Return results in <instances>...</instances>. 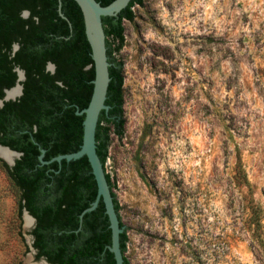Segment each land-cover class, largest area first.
I'll list each match as a JSON object with an SVG mask.
<instances>
[{"label":"rangeland","instance_id":"rangeland-1","mask_svg":"<svg viewBox=\"0 0 264 264\" xmlns=\"http://www.w3.org/2000/svg\"><path fill=\"white\" fill-rule=\"evenodd\" d=\"M133 12L116 53L125 126L106 163L129 263L264 264V0ZM19 199L0 164V264H41Z\"/></svg>","mask_w":264,"mask_h":264},{"label":"trees","instance_id":"trees-1","mask_svg":"<svg viewBox=\"0 0 264 264\" xmlns=\"http://www.w3.org/2000/svg\"><path fill=\"white\" fill-rule=\"evenodd\" d=\"M108 6L115 0H97ZM144 0H132L118 17H103L111 82L106 105L100 115L97 153L104 165L122 227L120 204L113 191L106 163L112 133L123 135L124 76L123 63L116 53L125 45L124 22L134 20L133 7ZM29 12L24 17V12ZM0 0V100L5 91L17 85V68L25 72L23 94L0 109V145L22 153L11 168L1 166L20 193L19 213L27 210L35 219L33 246L37 259L51 264H116L108 249L112 232L103 201L98 208L80 215L97 199L98 186L88 158L42 165L44 160L79 151L83 144L85 116L78 110L90 103L95 79L92 49L87 39L83 13L74 0ZM19 49L14 52V46ZM117 44V47L114 45ZM52 63L55 70H48ZM242 184L249 182L240 171ZM255 212V211H254ZM258 220L255 213L252 214ZM260 225V220L258 221ZM127 230L121 235L124 264L127 257Z\"/></svg>","mask_w":264,"mask_h":264},{"label":"water","instance_id":"water-1","mask_svg":"<svg viewBox=\"0 0 264 264\" xmlns=\"http://www.w3.org/2000/svg\"><path fill=\"white\" fill-rule=\"evenodd\" d=\"M80 7L84 22L87 39L92 49V58L95 64V79L93 81L94 90L90 100V103L86 109L78 110L76 114L78 116H85L83 122L84 136L81 149L75 153L65 154L54 158L51 161H45L46 150L41 149L40 161L42 165L50 164L54 161L61 163L63 160L68 162L79 160L83 157H87L95 176L98 195L97 199L91 204L89 208L83 211L80 215L81 225L84 216L88 213L95 211L101 200L103 201L106 209V214L109 218L110 229L112 232V244L108 246L111 253L114 254L116 264H124V255L121 248V235L124 233L125 227L121 226L118 213L116 211L114 197L110 185L107 180L106 171L104 165L97 153V141L96 132L100 119V115L103 111L109 112L110 106L106 105L108 89L111 82L110 77V62L107 54V42L106 33L103 24V17H118L131 3L132 0H115L108 6H102L97 0H74ZM60 16L67 19L62 12V0H59ZM29 12L25 11L23 16L28 17ZM19 49V45L14 46V52ZM48 70L54 71L55 66L50 63ZM18 73L17 85L12 89L5 91L4 99L0 100V109L8 101H15L23 94L22 83L26 79L25 72L20 68L16 69ZM19 88V93L15 96H10L9 93ZM1 149H6L16 155L13 160H7L0 156V159L5 161L11 168L16 165V161L22 157V153L12 150L10 147L0 145ZM25 218L28 217L32 220V226L35 228L36 219L27 211H24ZM34 237H32L31 253L37 255V250L33 246ZM41 264H51L46 258H41Z\"/></svg>","mask_w":264,"mask_h":264},{"label":"bare ground","instance_id":"bare-ground-1","mask_svg":"<svg viewBox=\"0 0 264 264\" xmlns=\"http://www.w3.org/2000/svg\"><path fill=\"white\" fill-rule=\"evenodd\" d=\"M18 93H19V88H16V89L12 90L9 93V95L10 96H15ZM0 156L5 158V159H7V160H13L16 157V155L14 153L9 152L6 149H1V148H0ZM25 220H26V227L29 228L32 225V220L30 218H28V217H26ZM31 257H33V255H31ZM29 263H30V261H29ZM30 264H32V262Z\"/></svg>","mask_w":264,"mask_h":264}]
</instances>
